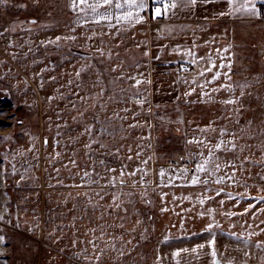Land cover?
<instances>
[{"label":"rangeland","instance_id":"obj_1","mask_svg":"<svg viewBox=\"0 0 264 264\" xmlns=\"http://www.w3.org/2000/svg\"><path fill=\"white\" fill-rule=\"evenodd\" d=\"M208 1L0 0L1 261L264 264V2Z\"/></svg>","mask_w":264,"mask_h":264},{"label":"crops","instance_id":"obj_2","mask_svg":"<svg viewBox=\"0 0 264 264\" xmlns=\"http://www.w3.org/2000/svg\"><path fill=\"white\" fill-rule=\"evenodd\" d=\"M92 3H95L96 0H91ZM136 4L139 3H143V7H137L135 5H130L129 0H111L110 5H114V6H110L112 7L111 10H109V8L105 11L107 12H103L101 10H99V8L101 6H104L105 4L101 3V5L97 8V10L95 12L91 11V9L87 6L84 5L81 7L79 11L82 12L83 14V22L88 23V24H96V23H100V24H112L114 23V21H118L121 22V20L125 17L126 14H128L132 21L134 23H138V20L141 21L143 18H145L144 12L147 8V2L148 0H135ZM214 8L219 7V5H223L225 6L224 12H226L225 10L229 9L230 7L236 8L237 10L240 9V7H242L245 2L239 3V0H237V2L235 3V5H230L227 0H212ZM264 2L261 1L259 2V8H260V4ZM117 5H120L119 7H117ZM211 3L208 0H196L195 4H192L189 0V4L185 7H176L177 10L179 11V13H189L192 14L190 17L188 18H192L196 12H199V16L202 15V13L204 12L203 10H205L206 6L207 7H211ZM243 8V7H242ZM261 9V8H260ZM240 12H238V14H240ZM260 13L261 11H259V15L256 17V19H260ZM85 14V15H84ZM105 17H107V19H105ZM119 19H118V18ZM108 20V21H105ZM125 20V19H124ZM232 20L235 21H239L242 22L241 18H233Z\"/></svg>","mask_w":264,"mask_h":264},{"label":"snow or ice","instance_id":"obj_3","mask_svg":"<svg viewBox=\"0 0 264 264\" xmlns=\"http://www.w3.org/2000/svg\"><path fill=\"white\" fill-rule=\"evenodd\" d=\"M190 2L192 4H195L196 0H190ZM227 2L230 4V5H235V3L237 2V0H227ZM101 3L103 4H110L111 3V0H96L95 3H92L91 0H72V7L74 9L76 8H81L82 6L84 5H87L91 11L95 12L97 10V8L101 5ZM129 3L130 5H135L137 7H143V3H139V4H136L135 0H129ZM158 3L161 4L163 6V12L166 13L168 11L169 8H175L176 7V3L174 2V0H158ZM120 5H117V7H119ZM243 7L245 8V10L247 11H252L254 12L255 9H254V6L253 7H249V5L247 3H245L243 5ZM163 13L161 11V8L160 7H157L155 9V16L156 17H159L161 16ZM131 17H124L123 19H130ZM105 19H107V17H105ZM139 22V20H138ZM34 23V21H33ZM212 67H215V65L213 64ZM209 71L211 70V68L208 69ZM219 78V75L218 74H214V79H218ZM137 84L141 83L140 81H137L136 82ZM190 94V93H189ZM227 103H232V101H227ZM219 147V145L217 146ZM198 171H204V166L201 165L198 169ZM161 175H164L163 172H161ZM198 180H193V183H197ZM211 227V226H209ZM0 240H2V238H0ZM203 247V246H201ZM187 251V250H185ZM213 255H215V253L213 252Z\"/></svg>","mask_w":264,"mask_h":264},{"label":"water","instance_id":"obj_4","mask_svg":"<svg viewBox=\"0 0 264 264\" xmlns=\"http://www.w3.org/2000/svg\"><path fill=\"white\" fill-rule=\"evenodd\" d=\"M4 101H6V98L5 97L0 98V102H4ZM161 264H163V263H161ZM214 264H222V262L219 259L218 255L215 256V262H214Z\"/></svg>","mask_w":264,"mask_h":264},{"label":"bare ground","instance_id":"obj_5","mask_svg":"<svg viewBox=\"0 0 264 264\" xmlns=\"http://www.w3.org/2000/svg\"><path fill=\"white\" fill-rule=\"evenodd\" d=\"M2 105H3V103L0 102V110L2 108ZM0 242H1V240H0ZM2 253H4V248L1 247V243H0V254H2ZM0 264H5V261H3V260L1 261L0 260Z\"/></svg>","mask_w":264,"mask_h":264},{"label":"built area","instance_id":"obj_6","mask_svg":"<svg viewBox=\"0 0 264 264\" xmlns=\"http://www.w3.org/2000/svg\"><path fill=\"white\" fill-rule=\"evenodd\" d=\"M157 7H158V4H155V5H154V8L156 9ZM183 70H188V67H187V66H184V67H183Z\"/></svg>","mask_w":264,"mask_h":264},{"label":"trees","instance_id":"obj_7","mask_svg":"<svg viewBox=\"0 0 264 264\" xmlns=\"http://www.w3.org/2000/svg\"><path fill=\"white\" fill-rule=\"evenodd\" d=\"M261 8L264 10V4L261 5Z\"/></svg>","mask_w":264,"mask_h":264}]
</instances>
